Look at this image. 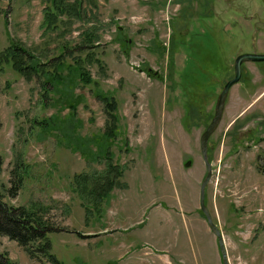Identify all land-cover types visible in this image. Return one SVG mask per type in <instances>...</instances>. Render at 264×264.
Instances as JSON below:
<instances>
[{"label":"rangeland","instance_id":"rangeland-1","mask_svg":"<svg viewBox=\"0 0 264 264\" xmlns=\"http://www.w3.org/2000/svg\"><path fill=\"white\" fill-rule=\"evenodd\" d=\"M79 1L83 18L59 16L65 23L46 32L47 0H0V51L14 41L42 62L62 44L77 46L85 27L98 33L92 53L77 54L92 84L76 82L83 98L73 114L61 108L71 126L53 121L60 105H42L39 74H19L0 59V197L38 209L50 226L49 251L62 264H221L198 204L199 136L234 57L264 53V0H94L95 9ZM95 92L115 101L119 134L104 146L119 176L107 202H85L87 214L72 175L104 170L84 140L102 136L108 122ZM42 119L59 131L42 130ZM206 155L203 202L227 263L264 264V61L241 64ZM0 252L13 264H49L4 236Z\"/></svg>","mask_w":264,"mask_h":264},{"label":"trees","instance_id":"trees-1","mask_svg":"<svg viewBox=\"0 0 264 264\" xmlns=\"http://www.w3.org/2000/svg\"><path fill=\"white\" fill-rule=\"evenodd\" d=\"M47 2L48 5L42 9L41 23L43 31L46 32L57 28L58 22L65 23V20L59 18V16H75L76 18L81 19L86 14L82 9L79 0H47ZM89 4L93 5V9H95L96 2L94 0H91ZM90 26L91 25L85 27L79 34V41L76 43L77 46L75 45L74 47L68 48L62 44L59 47L61 50L56 56L50 59L48 57V59H45L46 61L36 62L33 60L34 57L31 53L19 44L14 43V41L0 51V59L6 63L8 62V65L19 74H27V76L33 73L37 75L39 74L41 77V100H39L42 105H54V103L60 105L59 109L55 110L58 116H56L53 121H62L63 119V123L69 124L70 126L73 125V123H65V121L67 120V122H71L72 116L65 114L63 117H60L61 108L66 107L69 109V112L73 114L72 112H75L74 105L78 103L77 97L81 96L83 98L82 95L74 92L76 82L80 81L85 87L92 84L89 72L83 67L79 55H77L81 53L83 48L87 50L89 48V51H86L85 53L89 56V54L92 53V51H90V49L93 48L92 45L97 46L98 44L97 40H93L98 37V33L94 31L96 30L95 27ZM125 43L128 44L127 41ZM63 55H66L71 60V63L63 61ZM87 55H85V58L88 57ZM93 61H95L98 66L101 65L98 59L93 58ZM1 68L2 67H0V69ZM94 97L100 100L106 108L108 122L104 124L102 136H88L87 139L84 138V140L91 143H87L88 145L95 146L94 154L90 151L88 152L92 154L91 160L105 161L104 170L99 172L94 169L90 172H96L94 175L85 172H79L72 175L73 182L77 185V190H74V192L80 200L79 203L86 208V212L89 210L85 205V202L91 201L93 204L96 203L97 205H99L101 201L107 202L110 194L109 190L113 185L118 183L117 177L119 176L118 165L112 163L111 156L108 153L106 146H104L109 138L113 140L111 137L119 134V126L113 113L115 101L113 98L111 99L110 96L104 95L102 92H95ZM37 123L44 131H59L61 127L58 126L56 128L55 123H50L43 119L37 121ZM72 137L74 142L81 139L79 137ZM125 141V138H123L122 143L125 144ZM84 149L86 151L85 147ZM80 152H82V154L84 153V151ZM87 160L89 159L87 158ZM21 180V176L18 172L16 184L21 182ZM15 188L16 185H11L7 189V192L12 195L13 189ZM37 210L38 209L34 208L33 205L27 207L23 205L14 206L7 204L0 197V236L13 240L18 246L25 250L29 257H38L37 253H39L47 262H49V264H62L57 260L54 254L49 251L50 242L46 235L50 231V226L42 218L43 215L37 213ZM87 214L89 213L87 212ZM0 264L13 263L7 258L5 253L0 252Z\"/></svg>","mask_w":264,"mask_h":264},{"label":"water","instance_id":"water-1","mask_svg":"<svg viewBox=\"0 0 264 264\" xmlns=\"http://www.w3.org/2000/svg\"><path fill=\"white\" fill-rule=\"evenodd\" d=\"M245 61H250V62L264 61V53H240L234 57L233 64H232V73H233L232 77L227 79L222 85L219 93L216 96V100L213 106V115L199 136V151H200L201 159L205 166V175L199 185L198 204H199V209L205 218V221H206V224L209 230L216 238V243H217L218 251L220 254L221 264H228L226 255H225L224 246H223L222 235L220 234L215 224L212 222L211 217L208 211L206 210L204 206V202H203L204 188L211 174L210 162L208 161L207 155H206V143H207L208 137L215 130L216 126L218 125L220 121L226 94L229 88L239 80L240 65Z\"/></svg>","mask_w":264,"mask_h":264}]
</instances>
